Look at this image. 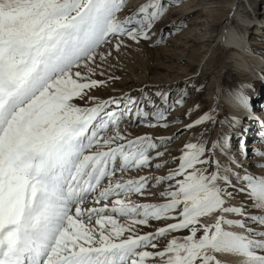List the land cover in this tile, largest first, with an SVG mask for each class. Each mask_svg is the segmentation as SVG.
I'll return each mask as SVG.
<instances>
[{"label":"snow or ice","instance_id":"6c2138e0","mask_svg":"<svg viewBox=\"0 0 264 264\" xmlns=\"http://www.w3.org/2000/svg\"><path fill=\"white\" fill-rule=\"evenodd\" d=\"M127 4L0 0V264H227L226 256L264 264V174L249 170L245 148L234 150L240 117L220 121L230 131L213 139L216 116L204 113L181 130L200 128L194 142L164 159L177 134L132 137L121 129L182 123L168 117L187 89L172 103L157 91L162 104L92 95L106 85L95 77L113 51L128 47L125 38L151 40L169 8L147 0L121 18ZM233 98L259 123L264 143V116L254 115L243 88ZM252 156L260 161L252 167L264 170V150ZM144 170L165 174L128 177ZM238 195L251 206L231 203ZM152 221L166 223L140 234Z\"/></svg>","mask_w":264,"mask_h":264},{"label":"rangeland","instance_id":"374dc122","mask_svg":"<svg viewBox=\"0 0 264 264\" xmlns=\"http://www.w3.org/2000/svg\"><path fill=\"white\" fill-rule=\"evenodd\" d=\"M146 2L147 0H128L127 7L119 14L120 17L123 18L130 14ZM165 2L169 4L168 11L152 29V32L155 33L152 39L148 41L141 40L139 44H136L125 38L124 43L127 44L128 47L121 48L119 54L113 51V56L109 58V61L106 62L102 68L104 75H97V77H95L105 80L106 85L94 90L92 95L96 96L98 100H108L109 98L123 100L124 97L130 95L136 99L137 104H139L146 95L154 99L157 104H162L163 102L161 99L154 95L157 91L163 92L168 98V102L172 103L181 97L182 90L187 89L189 96L183 106H177L168 117L169 121L179 119L182 123L172 124L167 129L159 127L150 129L145 127L141 122L139 126L128 124L121 129L122 131L126 130L131 133L132 137L145 134H149L153 137H167L177 134V139L168 146L170 155L164 157V159H171L172 156H178L180 154V150L186 142H194V133L201 130L197 128L193 131H181L184 125L199 118V116L204 113H211L216 116V125L214 127L211 124L208 125V127L212 129L211 135L213 139H215L221 131H230L226 124L223 127L220 124V121L232 117V113L225 105L218 109L217 104H215L216 92L213 89L214 81H223L222 90H224L225 94L227 91H237L241 88L245 91L252 86L255 91L252 97L254 95L257 97L259 96L258 98L261 100L264 96L262 89L264 88V72H262L263 69H261L262 71L257 75V80L254 79L252 74L248 73L255 71L251 66V69L243 70L238 68L234 63L229 62L227 58L228 53L225 50L218 49L216 42L212 43L210 47L206 41H203L204 39L201 40L202 35L205 36L213 30L211 28L212 24L225 12L223 10L227 8L230 0H165ZM241 4L245 5L247 8L243 10L244 13H242V15L243 17H247L245 20H248L249 24L243 25L236 17L235 19L231 17V19L229 18L230 20L228 19L229 21L226 20L224 23H219V25L216 26V33L222 29V26L226 24L225 22H227V24L232 22L238 29L246 27L247 34L251 35V38L257 37L256 41L252 40L254 42L253 44H255V51L264 55V38L261 37L264 36V33L259 36H253L251 34L257 26H259V28H264V26L262 27L261 25L262 23H257V19L264 20V0L262 3L260 0H253L251 2L252 7H250L248 5L249 3L245 0H243ZM215 8L218 9V12L213 11ZM260 11H262V13H260ZM190 30L191 35H189ZM162 35L164 37V42L157 43L156 41L159 40ZM189 37L191 38L189 39ZM113 43H115V41ZM178 57H184L183 61L181 59L178 61ZM246 82L249 83V86L244 87L243 84ZM252 87L250 89H252ZM145 104H147L146 101ZM197 105L198 108H196ZM123 107L124 103L122 102L120 108L123 109ZM113 108H115V106H113ZM190 108L194 110L191 116H187L186 113ZM145 110L150 109L146 107ZM135 111L136 109L133 107L132 112L135 113ZM244 127L246 129L250 128L247 118L244 120L242 129L232 134V142L236 153H239L242 147V138H245L243 142H246V144L255 140L253 139L255 137H253L251 141L248 140L249 134L245 132ZM245 146H247V151H250L251 147H248V145ZM259 149L264 150V148ZM248 158L255 160L250 165L260 162L258 158H254L253 156H249ZM249 170L260 175L258 172L260 170L259 168L252 167V169ZM147 174L162 175L165 173H150L149 170H144L142 172H131L128 174V177L138 178L139 175ZM117 175H119V173ZM156 191L158 192L160 189H156ZM132 199L137 203L162 202L156 198L133 196ZM231 203L236 205L246 203L249 207L251 206V201L244 195H238ZM102 204L103 202H101V205ZM251 212L252 214H259V211L256 209H251ZM120 222L124 223L125 221L121 220ZM150 223L152 227H139L140 234L154 232L157 227L164 226L166 222L152 221ZM183 234L185 233H176L175 235ZM164 243L165 241L162 239L160 241L161 246H163ZM221 259L223 258L221 257ZM227 264L232 263L227 261Z\"/></svg>","mask_w":264,"mask_h":264},{"label":"bare ground","instance_id":"6f19581e","mask_svg":"<svg viewBox=\"0 0 264 264\" xmlns=\"http://www.w3.org/2000/svg\"><path fill=\"white\" fill-rule=\"evenodd\" d=\"M245 1H247L249 3L248 5L250 7H252L251 2L253 0H245ZM260 1L262 3L263 0H260ZM241 3H243V0H230V3L227 6V8L225 10H223L225 12L224 13L222 12L223 14L221 15V17L219 19H217L215 23L212 24L211 28L213 30L210 31V33L206 34L205 36L202 35L201 40L204 39L203 41H206L210 47H211L212 43L216 42L218 49L225 50L228 53L227 58H228L229 62L234 63L238 68H241L243 70L244 69H251L250 68V66H251L252 69H255L254 72L262 71L261 69H264V67H262V66H264V55L259 53L258 51H255V48H254L255 44H253L254 42L252 40L256 41L257 37L251 38V35L247 34V31L245 29L246 27L238 29V28H236V26H234L232 24V22L229 24H227V22H225L226 24H224L222 26V29H220L219 32L216 33V31H217L216 26L219 25V23L220 24L224 23V21H226V20L229 21L231 19V17L232 18L234 17V19L236 17V19L240 20L243 25H247V23L249 21L245 20L247 17L246 16L243 17V15H242V13H244L243 10H245L247 8L245 5H243ZM213 11L218 12V9L215 8V9H213ZM260 13H262V11H260ZM241 18H243V19H241ZM252 22H253V20H252ZM250 23H251V21H250ZM257 23H259V24L262 23L261 24L262 27L264 26V20H258L257 19ZM254 25H256V24H254ZM252 26H253V24H252ZM196 27H197V25H196ZM263 29L264 28H259V26H257L254 28V31L251 34L253 36H259V35L264 33ZM193 30H196V29H193ZM190 33H191V30L189 31V35H191ZM261 37L264 38V36H261ZM190 38L191 37H189V39ZM183 58L184 57H178V61H179V59H181L183 61ZM222 84H223V81H221V82L220 81L219 82L214 81V84H213L214 85L213 89L216 92L215 104H217L218 109L222 108V106L225 105L226 107H228V110L232 113V116L242 117L243 115H247V113H245L242 109L239 108V106L236 104V102L233 98L236 91H233V90L227 91V93L225 94L224 90H222ZM243 85H244V87H247V86H249V83L246 82ZM251 87L252 86H250L249 88H251ZM262 89L264 92V88H262ZM258 97L254 95L252 97V99H254L255 101L256 100L258 101L259 100ZM257 114H258V116L259 115L264 116V111L263 110L259 111ZM245 118H247V116ZM247 120L249 121L250 128H247L245 130V132H247V134L250 135L251 132L254 131V129H255V124H254L253 120H249L248 118H247ZM256 123H258V122H256ZM257 132L259 133V130H257ZM257 140H259V141H252L251 143L248 144V147H251L250 151H247L248 157L249 156L252 157L253 147L264 148L263 147L264 143L260 142V139H257ZM245 145H247V144L245 143ZM245 145L243 148H245L247 150V146H245ZM241 148H240V150H241ZM240 150H239V152H240ZM253 161H255V160L249 159V158L245 160V164L247 166H249V169H252V165H250V164ZM258 172H259V174H264V170H262V169H260ZM222 258L225 259L226 261H228L229 263H232V264H238V261L240 259L239 257H231V256H226V257H222Z\"/></svg>","mask_w":264,"mask_h":264}]
</instances>
